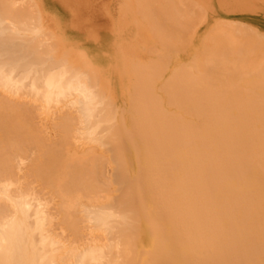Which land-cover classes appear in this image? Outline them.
Masks as SVG:
<instances>
[{
  "label": "bare ground",
  "instance_id": "1",
  "mask_svg": "<svg viewBox=\"0 0 264 264\" xmlns=\"http://www.w3.org/2000/svg\"><path fill=\"white\" fill-rule=\"evenodd\" d=\"M15 1L0 0V87L3 90H7L6 93L10 91L7 95L11 94L12 91L18 93L20 88H29L31 95L34 93L39 95V98L42 96L44 99L42 101L41 97V101L48 104H46V109H44L45 104L41 105L43 108L39 106L41 101L38 104L37 97L36 100H33L34 94L31 99L29 98L30 102L32 100V105H29L33 106V103L35 104L34 101H36V105L32 108L35 109L37 107L36 109L38 110L39 107V110H45L44 113L42 112L44 115H48L49 108L52 110L56 109L54 106L57 103L62 104L64 102L70 106L62 104L66 106L65 110L63 107V110H61L62 108L59 106L61 113H58L60 111L56 109V113L52 111L51 114L49 110L51 115H54L53 112L55 113L53 117L48 115L51 119H59H57L59 125H55L56 121H53L56 122L55 124L53 123L55 126L51 123L52 127H57V129L55 128V131L57 130L56 134L52 136L50 131L51 135L47 134L44 123L31 127V120L28 123L27 119L26 121L23 119L26 118L25 115L24 117L20 116L25 112L30 113V110L33 111V113L31 111V114L36 116L38 113L40 114L39 110L30 109V106L27 105L28 103L22 104V109L19 103L20 100H17L18 107L21 108L20 112L16 105H11L16 103L11 100H16V97L10 98L9 96L8 98L3 92L7 97L5 99H10V102L6 101V103H3L5 101L2 97L5 96L0 95L1 105L9 103V107L0 105L2 107L0 109V264H61L65 263V261L69 264L71 259L73 261L70 264H105L101 260L107 249L112 250L114 248L115 233L119 234V238L123 240V243H128L127 247L128 245H135L136 237L140 231L141 224L139 226V221L141 218L150 222L148 223L151 224V231L154 236L153 244L155 245L152 257L145 264H168L170 261L173 262L177 259L182 264H264V225L257 221L258 227L256 223L252 222L256 221V219L259 220V218H256L257 214H254L255 211L253 212L254 209H252L254 207L251 205V203L254 204L257 211L261 210L259 207H263L259 198L263 194L262 188L264 186V95H262L264 93L260 94L257 92L258 94L253 96L252 94L256 92L253 91L252 93L247 90L252 93H249V95L254 97L251 98L250 96L251 100H247L249 95L245 93L246 95L244 96V92L242 93L243 96L239 97L242 95L239 93L242 92L241 89L236 91L237 93L235 92L236 89H229V87L233 88L232 85L230 86L232 78L234 83V79H238L240 76L236 72H253L254 69H256L255 79L247 78V80L243 77L247 80V85L249 86L251 82L252 84L256 82L258 86H264L263 36L261 34L253 36L251 34L255 33L253 29L250 33L248 29H246L247 31L244 30V26L240 27L239 24L235 26V23L232 28H239V31L243 29V33L244 31L246 33H240L238 30L232 31V28H230L232 23L230 26H223L224 20L223 22L220 20L216 25V29L219 25V30H214V26L211 29L212 31H210L213 34L208 32L209 34L207 33L208 35H206L208 37H204H210V39H207L209 41L205 39L206 48H201L203 52L201 49L196 52V54L201 53L199 54L200 57L203 56L198 58L196 55V62L192 65V62L189 64L183 63V65L179 64L181 67L176 66L173 68L171 75L167 76V80L164 79L166 83L163 82V86L162 84L160 86L163 96L154 87V84H156L154 78L156 77L158 82L160 77L166 73L165 71L162 72V70L169 68L167 65L170 62L167 63L166 61L167 59L170 60V57H167L166 60L163 57L160 58L161 62L156 57L158 59L157 62L159 64L162 63L161 66L156 63L155 60L157 59H153L154 62L151 60L154 65L146 60L150 63H147V65L151 66L147 67L146 64H141V67L142 65L147 67V69L139 67L141 72H138L139 69L137 68L140 63H137L138 66L135 67L138 69L136 73L132 65L130 70L134 71L130 72H134L132 74H135L133 76L136 79L132 76H129V78H133L134 82L141 83V85L137 83L136 87H141L142 85L143 87L141 89L138 87L141 93L135 86L133 88V90H137V95L139 96H135L136 90L134 91L136 92L135 94H133V91L130 92L134 96V99H132L133 96L130 98L131 101L133 100L134 105H130H132V110L135 114L134 117L132 116L133 131L124 132L119 130L118 134L119 132L122 133L118 140V145L120 141L124 145L126 141L128 145L131 144V149L139 154L138 165L135 164L131 170L125 165L123 173L117 174V167H121L122 163L120 164L119 158H116V154H113L115 150H113L112 146L114 142L112 135L115 134V131L107 129L110 125L107 127L104 124V122H108L106 119L111 110L110 108L104 110L103 107V109L98 107L103 105L99 103V90L102 87L98 90L91 76L86 72L78 71L79 68L72 67L75 66L74 63L68 65L67 60L65 58L61 59L62 56L58 57L57 52L53 51L51 46L47 44L48 39H46V36L50 37L42 35L38 24L39 21L35 22L41 16L35 17V13L39 10L37 8L35 10L33 1L31 2L30 0L31 5L26 7L33 5L36 12L32 11L33 8L30 10L34 13L35 18L32 16L33 13L31 14L25 6L21 5L22 7L20 8L19 6L18 8L17 1ZM167 1L161 4V8L165 13H162L163 16L160 13H156L159 10L160 3L163 2L161 0H139L136 7V11L141 8L139 12H142L147 17H145L146 21L152 20V22L149 21L151 25L156 24L155 26H159L154 30L152 28V31L159 37L155 39L158 38L161 45L164 43L162 42L164 39L167 40L164 45L170 39L175 40L176 44L179 43L177 41L182 38L180 36H182L183 29L184 31L187 29V32H185V35H187L189 31H192L188 28L193 27L194 23L195 25L198 23L191 20L193 17L192 13L187 12L189 8L185 6V9L183 4L180 6V3H177L179 1L175 0L171 4L172 6L176 5L177 9L183 7V9L180 8L181 12L178 11L179 9H176V12H180V14L187 12L189 16L191 15V17H186L183 13V16L179 14L180 20L178 13L176 14L173 9L175 7H168L167 3L169 5L171 2ZM197 7L199 8V6ZM158 12L162 11L159 10ZM167 13L171 23L169 27H166L168 26L166 25L167 22L169 23V21H166L168 18L165 19L164 17ZM143 14H141L142 17H144ZM157 14L159 15L157 16ZM159 16L162 17L161 21L163 23L160 22ZM203 18L205 19L206 16H203L202 20H204ZM196 21L198 20L196 19ZM183 22L186 26L189 24L190 26L186 27ZM179 24L180 27L183 26L181 28L182 31L181 29L179 30ZM169 28L172 29L170 30L171 33L173 28L174 30L175 28L179 30L178 33L173 31L174 34L175 32L177 34L181 32L178 39L176 38L177 34H172L173 37L176 36L175 39L170 38L172 35L168 31ZM219 31L221 34L218 35ZM221 31L226 34L223 35ZM157 32L162 34L160 35L162 41ZM233 35L238 38L244 36V39L239 40L240 38L237 39ZM40 36H44L43 39L45 38L47 43ZM187 36L185 39L183 35V40L181 39L180 42H187ZM149 37L152 39L155 36ZM204 38L202 39L203 41ZM155 39H153V42H155ZM237 40L239 42H236ZM175 41L172 43L177 48L178 44L176 45ZM147 42L149 41L147 40ZM172 43L171 41L168 43L172 47L171 50L174 49ZM180 45L181 47L183 45V50L185 49L184 46L189 47L182 43ZM162 47L160 46L159 48ZM159 50L161 52V49ZM174 52L173 55H177V50ZM165 54L168 55L169 52ZM82 57L81 59L79 58L81 61ZM140 58L142 57L140 56ZM148 59L150 60V58ZM190 60L187 62H190ZM233 61L236 63L235 68L229 65ZM131 62L129 63L131 64ZM91 67L93 66L91 65ZM128 67L130 68V66ZM159 67L163 69L160 71ZM148 68L152 70L150 71L151 73L147 71L149 70ZM251 68L252 70H250ZM142 69L145 72H142ZM222 69L228 70L227 74H225L226 72L223 73ZM217 70H220L219 74L216 73ZM137 72L139 76L136 77ZM158 72L159 74H157ZM161 74L162 76H160ZM248 75L249 73L246 76ZM138 77L139 79H137ZM239 78L242 77L240 76ZM227 81L229 83L228 86L224 85ZM26 83L29 87L26 86L24 88ZM252 86H250V89ZM239 87L241 88L242 86L239 85ZM126 88L128 89V87ZM262 88L264 89V87ZM128 90H126V93ZM0 91L2 92L1 88ZM26 91L22 93L26 94ZM107 91L108 89L105 93ZM243 91L245 90L243 89ZM17 93L16 95H19ZM257 95L261 97L259 98ZM27 96L25 99L29 97ZM235 96L237 97L236 99L234 98ZM257 98L258 100H256ZM136 99L140 103L144 102V105L139 103L141 106L138 107V102H136L138 100ZM254 99L255 102H253ZM236 100H240V103H237L245 106L248 102L249 107L246 108H248L249 113H245V110L241 109L243 106L239 105L237 107V104H235ZM231 101L240 114L228 112L233 109ZM71 104L77 107L74 108V110L76 109L75 112L72 111ZM167 105L181 108L185 113L179 110L182 114L179 111L177 114H173L171 113L173 110L165 114L164 111H168L166 110L167 108L163 110L164 113L160 108ZM229 106L231 107L229 108ZM187 110L192 113H186ZM63 111L68 113L65 114ZM76 111L79 113L77 117H75L78 114ZM36 112L37 114H35ZM123 112H125V109ZM28 113L27 118L30 119ZM62 113L65 115L62 116ZM69 113H76L71 115L73 120L69 117ZM57 114L61 115L58 116ZM20 117L23 118L21 119ZM34 121L37 120L34 119ZM116 121H118L117 118ZM74 123L75 125H82L81 129L76 126L78 127L76 132L72 130L75 126ZM37 124H39V120ZM41 125H44L43 128L41 127L42 131L39 130ZM26 126L29 127V130H25L27 129ZM58 127L60 130H58ZM73 131L76 133L75 135L78 134V137L73 136ZM73 141L75 143L78 141V143H74L75 147L71 148L74 145L72 144ZM32 149L35 152L29 155L30 153L28 152H31ZM110 150L113 152L111 153L112 155L109 154ZM29 156H31V159ZM26 157L27 159L29 157L30 163H27ZM120 157H122L123 162L122 152ZM135 162L137 163V161ZM114 164L117 166L116 168H111L113 169L111 174V169L108 167L109 170L106 166L112 167ZM107 169L110 173L107 172L106 175ZM252 171L261 176H259L260 182L257 181L258 183L255 181L256 178L252 180L257 185L259 183L260 186L262 185L261 189L255 190V192H253V189V191L251 190L254 193L253 196L252 192L247 189V178L254 176L251 174ZM132 172H137L135 181L126 179L128 176L133 178ZM248 173L251 176H247ZM120 176L122 178L126 176L123 178L125 180L119 181ZM114 182L117 183L121 193L119 196L114 195L118 189L114 188L111 190L110 188L114 185ZM123 183L128 185L129 189L125 188ZM253 183L250 185H253ZM110 184L112 185L110 186ZM135 186H137L136 190L134 189ZM103 189L107 191L102 192ZM249 189L251 188L249 187ZM42 191L52 198L57 197L54 198L56 200H51L47 195L43 197L44 195L40 194ZM102 193L109 194L107 196L104 194L103 196ZM100 195L104 199L100 198ZM132 197L133 200L131 202ZM137 202L139 209H136ZM139 210L141 212L136 213ZM263 217V215L260 217L261 220ZM251 223H254L259 229H255L257 233L255 232L254 236L248 231V224L251 225ZM257 237L262 239L259 238L261 242L257 241ZM66 241H70V246H68L69 243ZM118 242L117 247H119ZM147 242L149 243L150 241ZM122 245L121 243L120 247ZM118 249L120 250V248ZM132 249L133 247L131 251ZM142 249L145 250L143 247ZM114 250L113 252L115 253L116 251ZM121 252L119 251V254L116 255L111 252L113 258L111 259L112 256H109L108 262L112 264L115 261L114 258H117L118 255L121 259L117 258L114 264H124L126 261L124 258L127 257L128 251L125 248ZM122 258L125 261H122Z\"/></svg>",
  "mask_w": 264,
  "mask_h": 264
},
{
  "label": "rangeland",
  "instance_id": "2",
  "mask_svg": "<svg viewBox=\"0 0 264 264\" xmlns=\"http://www.w3.org/2000/svg\"><path fill=\"white\" fill-rule=\"evenodd\" d=\"M17 1V7L19 8V6H20V8L23 6H25V8L27 9V10H29L30 11V13L32 14L33 12L35 13L36 11V8H37V10H39V11H37L36 13H37V15H36V13H35V17L37 16V17H39V16H41V17H39L38 18V20H36L35 22L37 23L38 21V24H39V27L41 28V34L43 35H48L50 38H48L47 36H46V39H48V43L45 41V38L43 39V37L44 36H40L43 40H44V42H46L47 44H49V46H51V48L53 49V51H56L57 52V56L58 57H61V59H66L67 60V62H68V65H72L73 63L75 64V66H72V67H75L76 69H78V71H80V72H86L89 76H91L92 77V80L96 83V85H97V88H98V90H99V88L100 87H102V88H100V90H99V92H100V101H99V103L101 104H103L102 106H98L99 108L101 107V109H103L104 108V110L105 109H108V108H110V110H111V112H110V114L108 115V117H107V119H106V121H108L109 122V124H107V123H105L104 122V124L105 125H107V127H108V125H110L107 129H112V130H114L115 131V134L114 135H112L114 138H113V140H114V142L112 143V146H113V150H115L114 152L115 153H113L111 150V152L109 151V154L110 155H112L111 153H113V154H116L115 155V157L116 158H119V160H120V164L122 163V166L121 167H117V174H122L123 173V171H124V169H125V167L127 166V168L129 169V170H131L133 167H134V165L136 164V165H138V153H136L135 151H133L132 149H131V147H130V145H128V142L126 141V143H125V145L122 143V141H120L119 142V145H118V140H119V138H120V136H121V133L122 132H119V134H118V131L119 130H122V131H124V132H130L129 130H131V132L133 131V127H132V125H133V117L135 116V114H134V112H133V108H132V105H130V104H133V100L131 101V97L133 96V94H135L136 92H137V90H138V87H140V86H135V85H141V83H139V82H137V81H133L134 79L133 78H135L134 76H135V74H132V73H136V71L139 69V67H141V64H146L147 65V63H149V62H147V61H150V63H152L151 62V60L153 61V59L155 60V59H157V58H159V60H160V58H162L163 57V59L164 60H166L167 59V57L169 58L170 57V60L169 59H167V63L168 62H170V63H168V65H167V63H166V65H167V67H169V68H167L166 66H164V67H166L167 69H165V70H162L163 68H161L160 69V67L158 68V69H160V71L162 70V72L163 71H165L166 73H164L163 74V76H162V74L160 75V76H162V77H160V79L158 80V82H157V80H156V77L154 78V80H155V82H156V84H154V87H156V89L157 90H159L158 92H159V94H161V84H162V86H163V82L165 81V80H167L166 78H168L167 76H169V75H171V73H172V71H173V68H175L176 66H180L179 64H181V65H183V63H191V65L193 64V63H195L196 62V59H197V56H198V58L200 57L199 56V54H201V53H199V54H196V52L198 51H200L199 49H205L206 48V45H205V39L207 40V39H210V37L209 38H204V37H208V36H206V35H208L209 33H210V31H212L211 29L212 28H214V26H215V28H214V30L216 29V25H217V23L221 20V22H223V20H224V23H222V25L224 26V25H228V26H230V24L232 23V26L230 27V28H232L233 26H234V23H235V26L236 25H238L239 24V26L241 27H245L244 28V30H246V29H248V31L250 32V31H255V33L253 34V33H251L253 36H255V35H262L263 37V39H264V0H177V1H179V2H177V3H180V6L183 4V6H184V8H185V6H187L186 8H189V10L187 11V12H190V14L192 13V18H191V20L193 21V22H198L196 25H195V23L193 24V27H191V28H188V29H191L192 31H189V33L187 34V35H185L186 33L185 32H187V29H186V31H184V29H183V31H184V33H183V31H182V27H180V24L178 25L179 27V30L181 29V31H182V33L181 32H179V34L181 33L182 34V36H180L179 34H177L178 33V31L179 30H176V28H175V30H174V28H173V31H176L175 32V34H177L176 36H174L173 37V35L172 34H174L173 33V31H172V33H171V31L170 30H172V29H170L169 28V30L168 31H170L169 33H170V35H172V37H170V38H173V39H175V37L178 39V36H180V37H182L181 39L183 40V35H184V38L186 39V36H187V42L186 41H181L180 42V40L181 39H178V41L177 42H179V43H177L178 45H179V47H178V45L176 44V41L175 40H169V42H167L165 45H164V43H165V41H167L166 39H164V41H162V37L160 36V35H162V34H160V33H158L157 35H159L160 37H161V41L162 42H164L162 45H163V47H162V45H161V42H159L160 40L158 39L159 37L158 36H156L155 34L156 33H154V31H152V28H153V30L154 29H157L159 26L157 25V26H155V25H151L150 24V22H152V20H148V21H146L147 19V17L146 16H144V14L141 12H139L140 11V9L141 8H139V6H140V4H139V6H138V10L139 11H136V7H137V2H139V0L138 1H136V0H31V2L33 1V3H34V8H35V10H34V8H33V5L31 6V7H26V6H30L31 4V2H30V0H16ZM15 1V2H16ZM136 1V2H135ZM146 1H148V0H146ZM161 1H163V2H161L160 3V6H159V10L160 11H162V12H156V13H160L161 15H162V13H164L163 12V9L161 8V4L163 3L164 4V2L166 3V1L165 0H161ZM194 1H196V2H194ZM21 2H23V3H21ZM27 4H26V3ZM167 2H171L169 5H168V3H167V6L168 7H175V6H172L171 4L172 3H174L175 2V0H168ZM182 2H184V3H182ZM187 2V3H186ZM215 2V3H214ZM19 3V4H18ZM25 3V4H24ZM186 3V4H185ZM193 4H194V7H193ZM22 5V6H21ZM179 5V4H178ZM190 5V6H189ZM197 6H199V8L197 7ZM141 7V6H140ZM191 7V8H190ZM193 7V8H192ZM31 8H33V10L31 9ZM40 8V9H39ZM181 8V7H180ZM180 8H173L174 10H175V13L177 14L178 12H176V9L178 10V11H180ZM185 8V9H186ZM201 8H203V9H201ZM33 11H31V10ZM132 9V10H131ZM181 9H183V7L181 8ZM194 9V10H193ZM196 9V10H195ZM199 9V10H198ZM173 10V11H174ZM135 12V14H134V12ZM183 11V10H182ZM200 11V12H199ZM133 12V13H132ZM181 12V11H180ZM180 12L178 13V17L180 18V16H179V14H180ZM183 13L184 14V16H186V17H188L189 16V14L188 13ZM199 14H198V13ZM206 12V13H205ZM34 13L32 14V16L34 17ZM38 13H39V15H38ZM139 13V14H138ZM181 13V14H182ZM194 13H196V14H194ZM201 13H203V14H201ZM136 14H137V16H136ZM141 14H143V16L144 17H142V15ZM165 14V13H164ZM180 14V15H181ZM183 14L181 15V16H183ZM186 14V15H185ZM188 14V15H187ZM159 14H157V16H158ZM160 15V16H161ZM168 13L166 14V16L164 15V17H165V19L166 18H168ZM196 15V16H195ZM198 15V16H197ZM220 15V16H219ZM159 16V18H160V22L161 23H163L162 21H161V18L162 17H160ZM163 16V15H162ZM200 16V17H199ZM205 17L206 16V18L204 19V20H202V17ZM34 17V18H35ZM146 17V18H145ZM189 17H191V15L189 16ZM194 17H196L195 19H194ZM145 18V19H144ZM158 18V17H157ZM198 18H200V19H198ZM141 21H140V20ZM164 19V18H163ZM162 19V20H163ZM164 19V20H165ZM188 19V18H187ZM196 19L198 20V21H196ZM180 20H181V18H180ZM185 20H186V18H185ZM184 20V21H185ZM150 21V22H149ZM166 21H169V18L166 20ZM183 21V20H182ZM189 21V20H188ZM204 21V22H203ZM233 21V22H232ZM235 21V22H234ZM165 22V21H164ZM202 22V24H200ZM226 22H227V24H226ZM237 22V23H236ZM141 23V24H140ZM144 23V25H142ZM150 25H149V24ZM154 23H156V22H154ZM188 23H190V22H188ZM187 23V24H188ZM165 24H166V22H165ZM169 24H171L170 23V21H169V23L167 22V24L166 25H168V26H166V27H169ZM183 24H184V22H183ZM200 24V25H199ZM43 25V26H42ZM147 27H146V26ZM174 25H176V24H174ZM185 25V24H184ZM195 25V26H194ZM199 27H198V26ZM164 26V27H165ZM171 26V25H170ZM177 26V25H176ZM186 26V25H185ZM187 26H190V24L189 25H187ZM186 26V27H187ZM197 26V27H196ZM219 26V25H218ZM218 26H217V31L219 30L218 29ZM221 26V25H220ZM248 26V27H247ZM138 27H139V29H138ZM151 27V28H150ZM163 27V26H162ZM165 27V28H166ZM173 27V26H172ZM171 27V28H172ZM196 27V28H195ZM222 27V26H221ZM238 27V26H237ZM177 28V29H178ZM227 28V27H226ZM236 27H234V28H232L231 30L232 31H239V28L238 29H235ZM151 29V30H150ZM167 29V28H166ZM221 29V28H220ZM249 29H251V30H249ZM253 29V30H252ZM143 30V31H142ZM149 30V32H147ZM196 30V31H195ZM224 30H225V27H224ZM46 32V34H45V32ZM226 31V30H225ZM242 31V32H241ZM241 31H239L240 33H243V29H241ZM247 31V30H246ZM156 32V31H155ZM192 32V33H191ZM209 32V33H208ZM222 32V34L224 35V34H226V33H224L223 31H221ZM227 32V31H226ZM49 33V34H48ZM165 33H167V32H165ZM208 33V34H207ZM212 34H213V32H211ZM210 33V34H211ZM229 33V32H228ZM231 33V32H230ZM244 33H246L245 31H244ZM243 33V34H244ZM259 33V34H258ZM41 34H39V35H41ZM152 34V35H151ZM174 34V35H175ZM215 34V33H214ZM219 34H221L220 33V31L218 32V35ZM233 34H235V33H233ZM249 34V33H248ZM38 35V36H39ZM205 35V36H204ZM237 35V34H236ZM242 35V34H241ZM149 36H151V37H154V38H150ZM233 36H235V35H233ZM156 37H158L157 39H155ZM235 37H237V36H235ZM204 38V41L202 40ZM240 38V37H239ZM238 37H237V39H239ZM243 39H244V36L242 37ZM242 38H240L239 40H242ZM245 38H246V35H245ZM39 40H40V38H38ZM150 39V40H149ZM153 39H155L154 41L155 42H153ZM176 39V40H177ZM42 40V41H43ZM147 40L149 41V42H147ZM239 40H237L236 42H239ZM247 40V39H246ZM41 41V40H40ZM170 41H171V43L173 42V41H175L174 43L177 45V48H176V46L175 45H173V43H172V45H173V47H174V49L173 50H171L172 49V47H171V45H168V43H170ZM203 41V42H202ZM207 41H209V40H207ZM183 42H186V43H183ZM241 42V41H240ZM42 43V42H41ZM45 43V44H46ZM108 43V44H107ZM180 43H182V44H184V45H187V46H189V47H186V46H184V50H183V45H182V47H181V45H180ZM204 45H203V44ZM44 44V43H43ZM240 44V43H239ZM203 47H202V46ZM46 46V45H45ZM161 46L162 48H159V47ZM167 48H166V47ZM112 47V48H111ZM167 49H165V48ZM171 47V48H170ZM156 48H158V49H156ZM170 49V51H169V49ZM175 48H176V50H177V52L179 53H177V55L175 54V55H173L175 52L174 51H176L175 50ZM149 49V50H148ZM157 51H156V50ZM159 49H161V52H159L160 50ZM165 49V50H164ZM180 49V50H179ZM202 49H201V51H202ZM137 50H139L138 52H137ZM150 50H152L151 52H149ZM181 50H182V52H181ZM136 51V52H135ZM153 51H155V52H153ZM163 51H165V52H163ZM167 51V52H166ZM172 51V52H171ZM133 52V53H132ZM149 52V53H148ZM153 52V53H152ZM157 52V53H156ZM169 52V56L168 55H166L165 53H168ZM174 52V53H173ZM203 52V51H202ZM129 53H131V54H129ZM150 53H152V54H150ZM157 54V55H155V54ZM159 53V54H158ZM164 55H163V54ZM172 53V54H171ZM128 54V55H127ZM136 55L137 56V58H135L136 56H134V55ZM130 55V56H129ZM139 55V56H138ZM162 55V56H161ZM171 55H172V57H171ZM178 55H180V56H178ZM197 55V56H196ZM79 56V57H78ZM81 56H83L82 57V61L80 60L81 59ZM140 56L142 57V58H140ZM160 56V57H159ZM165 56H166V58H165ZM194 56V57H193ZM196 56V57H195ZM203 56V55H202ZM201 56V57H202ZM67 57V58H66ZM125 57H127V58H125ZM139 57V58H138ZM157 57V58H156ZM192 57H193V59H192ZM200 57V58H201ZM77 58V59H76ZM80 58V59H79ZM83 58H84V61H83ZM135 58V59H134ZM148 58H150V60L148 59ZM196 58V59H195ZM79 59V61H77ZM100 59V60H99ZM130 59H133V60H131L132 62H134V63H136L135 65H134V63H132L131 61H130ZM138 59V60H137ZM174 59H176V60H174ZM191 59V60H190ZM195 59V60H194ZM238 60H239V58H237ZM74 60V61H73ZM86 60V61H85ZM138 62H137V61ZM147 60V61H146ZM163 60V61H164ZM188 60H190V62H187ZM127 61V62H126ZM131 62V64L129 63V62ZM143 61H144V63H143ZM156 61V63H158L157 61H158V59L157 60H155ZM162 61V62H163ZM194 61V62H193ZM142 62V63H141ZM146 62V63H145ZM154 62V61H153ZM160 62H161V60H160ZM237 62V61H236ZM77 63H78V65H77ZM128 63V64H127ZM137 63H140L139 65L140 66H138V64ZM149 63V64H150ZM82 64V65H81ZM125 64H126V67H125ZM147 65V67H149V66H151V65ZM153 65H154V63H152ZM159 64V63H158ZM157 64V65H158ZM164 64V63H163ZM209 64V63H208ZM233 64V65H232ZM235 62L233 61L232 63H230L229 65L232 67V66H234V68H235ZM91 65L93 66V67H91ZM132 65L134 66V68L135 67H137V68H135V71L134 70H130L131 69V67H132ZM144 65H142V67H144L145 69H147V67L146 66H144ZM160 66L162 65V63L161 64H159ZM185 65V64H184ZM259 65V64H258ZM77 66H79V67H77ZM80 66H81V68H80ZM128 66H130V68L128 67ZM155 66H156V64H155ZM95 67V68H94ZM141 67V68H142ZM158 67V66H157ZM181 67V66H180ZM98 68V69H97ZM150 68H152V67H150ZM156 68V67H155ZM154 68V69H155ZM239 68V67H238ZM129 69V70H128ZM149 69V68H148ZM87 70V71H86ZM99 70V71H98ZM128 70V71H127ZM167 70V71H166ZM235 70V69H234ZM233 70V71H234ZM250 70H252V68L250 69ZM255 70V71H254ZM253 70V72L252 71H250L251 72V74H250V72H246V73H243V74H245V75H243L242 73H240V72H236V74L238 75V74H240V76L242 77V78H239L238 77V79L237 78H235L234 79V83H233V78H232V80L230 81V83H232V84H230V86L232 85L233 86V88H231V87H229V89H236L235 90V92L236 91H240L239 89H241L242 90V92H239L240 94H242L243 92V94H244V96L246 95V94H248L249 95V93L250 92H252L253 93V91L254 92H256V93H250V94H252L253 96H255V94H258L257 92H259L260 94L261 93H264V89L262 88V87H264L263 85H257V83L256 82H254L253 84H252V82L250 83L251 85H253L252 87H251V89H250V86L251 85H247V83H246V81L248 80L247 78H250L251 80H253V79H255L254 78V74H255V72H256V69H254ZM130 71H134V72H130ZM141 72V70L139 69L138 70V72ZM147 71H152V70H147ZM146 71V72H147ZM154 71V70H153ZM159 71V70H158ZM183 71H185V70H183ZM228 71V70H227ZM227 71L224 69H222V72L224 73V72H226L225 74H227ZM137 72V74H136V77L137 76H139V73ZM142 72H145V70H143L142 69ZM230 72V71H229ZM229 72H228V74H229ZM99 73V74H98ZM151 73V72H150ZM149 73V74H150ZM153 73H155V72H153ZM216 73H220V70H217V72ZM249 73V75L248 76H246L247 74ZM253 73V74H252ZM157 74H159V72L157 73ZM235 74V75H236ZM98 75V76H97ZM101 77H100V76ZM134 75V76H133ZM152 75H154V74H152ZM97 76V77H96ZM129 76L131 77H133L132 79H130L129 78ZM249 76H251V77H249ZM91 77H90V79H91ZM243 77H245L246 79H244ZM136 79V78H135ZM137 79H139V77L137 78ZM165 79V80H164ZM243 81H242V80ZM249 79V80H250ZM169 80V79H168ZM240 80V81H239ZM131 82V85H130V82ZM135 83H133V82ZM139 81V80H138ZM151 81V80H150ZM27 82V81H26ZM99 82H101V83H99ZM240 84H239V83ZM245 82V83H244ZM132 83H133V85H132ZM138 83V84H137ZM164 83H166V82H164ZM228 83V81L227 82H225L224 83V85L226 84L227 86L229 85V83ZM103 84V85H102ZM236 84V85H235ZM249 84V83H248ZM102 85V86H101ZM130 85V86H129ZM165 85V84H164ZM235 85V86H234ZM239 85L240 86H242L241 88L239 87ZM256 85V86H255ZM27 86V83H26V85L24 86V88ZM134 86H135V88H137V90L136 89H134L133 90V88H134ZM160 88H159V87ZM237 86V87H236ZM246 86H248V87H246ZM27 87H29V86H27ZM104 87V88H103ZM126 87H128V89H130V90H128ZM130 87V88H129ZM141 87H143V85L141 86ZM141 87H140V89H141ZM243 87H245V88H248V89H245V88H243ZM255 87H257V88H255ZM259 87V88H258ZM1 88V90H2V92L0 93V95H2V96H7L8 98H9V96H10V98H12L13 96L14 97H16L15 99L16 100H14V99H11V100H13V101H15L16 103H14V102H11V103H14V104H11V105H16L15 107L18 109V110H20V112H21V108L20 107H18L19 106V104H18V101L17 100H20L19 101V103H20V106L22 107V104H24V103H28L27 105H32V100H31V102H30V99L32 98L31 96L34 94V93H32V95H31V92L29 91V88L27 89H23V88H20V92L18 91V93H19V95H16V93L17 92H13L12 91V93L9 95H7V93L8 92H10V91H8L7 93H6V91L7 90H3L2 89V87H0ZM110 88V89H109ZM146 88V87H145ZM223 89H224V87H222ZM21 89H23V90H21ZM108 89V91H107V93H109L108 95H107V93H105L106 92V90ZM132 89V90H131ZM140 89L138 90L139 92H140ZM243 89L245 90V91H247V90H250V92H245V91H243ZM253 89H255V90H253ZM26 91V94L25 93H22V92H25ZM112 90V91H111ZM126 90H128L127 91V93H126ZM136 90V92H134ZM221 90V89H220ZM29 91V92H28ZM104 91V92H103ZM134 92L133 94H130V92ZM231 91V90H230ZM3 92H5V95L3 94ZM28 92V93H27ZM17 93V94H18ZM141 93V92H140ZM139 93V94H140ZM237 93V92H236ZM246 93V94H245ZM16 96H15V95ZM23 94V95H22ZM30 94V95H29ZM113 94V95H112ZM138 94V92L135 94V96ZM243 94L241 95V96H239V97H242L243 96ZM21 95H22V97H21ZM26 95H28L27 97L28 98H26L25 99V97H26ZM107 95V96H106ZM247 95V96H248ZM252 95H249V98L247 97V100L248 99H250V96H251V98H254ZM262 95H264V94H262ZM2 97V98H4V101L5 102H3V103H6V101L8 102L9 100L7 99H5V98H7V97ZM35 96V97H34ZM34 96H33V100H36L37 98V102H38V104H39V101H41V97L42 96H40V98L38 97L39 95H35L34 94ZM113 96H114V98H113ZM137 96H139V95H137ZM140 96H141V94H140ZM161 96H163V94H161ZM257 96H259V95H257ZM20 97V99H18V98ZM37 97V98H36ZM261 96H259V98H260ZM30 98V99H29ZM35 98V99H34ZM105 98V99H104ZM107 98V99H106ZM138 99H139V97H137ZM235 99L237 98L236 96L234 97ZM22 99V100H21ZM28 99V101L26 102V100ZM43 97H42V101H43ZM128 99H129V101H128ZM132 99H134V96H133V98ZM138 99H136V100H138ZM238 99H240V98H238ZM23 100H25L23 103H22V101ZM140 100V99H139ZM136 101V102H138V107L139 106H141V105H144V102H142V103H140V101ZM241 100V99H240ZM240 100L239 101H237L236 100V103L235 104H237V107L239 106V105H241V104H238L237 102H239L240 103ZM246 100V99H245ZM251 100V99H250ZM250 100H249V103H250ZM256 100H258V98L256 99ZM0 101H1V98H0ZM3 101V100H2ZM41 101V102H42ZM10 102V101H9ZM35 102V104L33 103V106L34 105H36V101H34ZM40 102V104H39V106L41 107V105H44V109H46V104L47 103H41ZM44 102H46L45 100H44ZM111 102H112V104H111ZM128 102H129V105L127 106V104H128ZM253 102H255V99H254V101ZM252 102V103H253ZM257 102V101H256ZM1 103V102H0ZM115 103V104H114ZM141 105H140V104ZM233 102L231 101V104H232ZM248 103V102H247ZM246 103V106L245 105H241V106H243V107H241V109L244 111L245 110V113H249V110H248V108H246V107H249L248 105L249 104H247ZM251 103V104H252ZM9 104V103H8ZM8 104H6L7 106H8ZM18 104V105H17ZM38 104H37V106H38ZM63 105H67V106H70V105H68V104H65L64 102L62 103ZM61 103H57L54 107H56V109L58 110V111H60V112H58V113H61V110H63V108H64V110L66 109V106H63ZM70 104V103H69ZM99 104V105H100ZM114 104V105H113ZM1 105V104H0ZM6 106L5 104H2L1 106ZM27 105H25V106H27ZM29 105V106H30ZM48 105V104H47ZM58 105V106H57ZM72 105V104H71ZM116 105V107H114ZM134 105V104H133ZM234 104H232L231 106H233ZM0 106V109L2 108ZM6 106V107H7ZM24 106V107H25ZM33 106H30L29 108L30 109H33L32 107ZM59 106H60V108H62L61 110H60V108H59ZM131 106V107H130ZM231 106H229V108L231 107ZM9 107V106H8ZM11 107H13V106H11ZM14 107V108H15ZM36 107V106H35ZM59 109H58V108ZM73 107V108H72ZM72 107H71V109H72V111H74L75 112V110H74V108H77V107H74L73 105H72ZM103 107V108H102ZM117 107H119L118 109H117ZM124 107V108H123ZM127 107H130V108H127ZM145 107H146V104H145ZM165 107V108H164ZM236 107V106H235ZM37 108V107H36ZM33 109V110H36V111H38L40 108L38 107V110L37 109ZM41 108H43V106L41 107ZM69 108V107H68ZM67 108V109H68ZM116 108V109H115ZM121 108V109H120ZM167 108V109H166ZM178 107H174V106H172V105H167V106H163V108L161 107L160 108V110L163 112V110H168V111H164L165 112V114H168V113H170L171 111H173V112H171V113H173V114H177L178 113V111L180 110L181 112H183L184 110H181V108L179 109H177ZM240 108V107H239ZM11 109V108H10ZM22 109H23V107H22ZM26 109V108H25ZM24 109V110H25ZM56 109H50L49 108V110L51 111V114H52V111H54L55 112V110ZM124 109H125V112H123L124 111ZM129 109H130V111H129ZM247 109V110H246ZM28 110V109H27ZM43 110V109H42ZM48 110V115L49 116H54L55 115V113L53 112V114L54 115H51ZM69 110V109H68ZM128 110V111H127ZM230 110V109H229ZM241 110V111H242ZM12 111H13V108H12ZM31 111L32 110H30V113H28V115H29V117H30V119L29 118H27V113L25 114L24 112H22V113H24L23 115L20 113V112H18L19 114H21L20 116H23L24 117V115L26 116V118H23V119H25V121H26V119H27V121H28V123H29V121H30V123H32V125H31V127H34V125H40L41 123L43 124H45V128L48 130H46V132H47V134L48 135H51V133H52V136H54V134H56V131H55V128L57 129V127H52L56 122H57V119L58 118H55L56 120H53V119H51L46 113V115H44V114H42V112L44 113L45 112V110H43V111H41V110H39L38 112H40V114L38 113L37 114V112L35 113V114H37V115H39V116H35L34 114H31ZM121 111V112H120ZM179 111V113L180 114H182L181 112ZM17 112H14V113H17ZM35 112V111H34ZM63 112H65V111H63ZM70 112V111H69ZM130 112H132V113H130ZM163 112V113H164ZM168 112V113H167ZM228 112H233V113H238V114H240V112H239V110L237 111V108H234V106H233V109H232V111H228ZM32 113H33V111H32ZM66 113H68V112H65V114ZM76 113H78L77 111H76ZM75 113V114H76ZM183 113H185V112H183ZM186 113H192V112H189L188 110L186 111ZM242 113V112H241ZM31 114V115H30ZM65 114H63L62 113V116H64ZM72 114H74V113H72ZM72 114H70L69 113V117L72 119V117H71V115ZM74 114V115H75ZM33 115V116H32ZM58 116H60L61 114H57ZM68 115V114H67ZM77 115H79V113L78 114H76V116L75 117H77ZM115 115H116V118H117V120L119 121H116V118H115ZM35 116V117H34ZM46 116V117H45ZM57 116V117H58ZM125 117V119H124V117ZM131 116V117H130ZM133 116V117H132ZM21 118V117H20ZM21 118V119H22ZM39 118V119H38ZM62 118V117H61ZM109 118V119H108ZM132 118V119H131ZM32 119H33V121H34V119L35 120H37V121H32ZM45 119V120H44ZM38 120H39V124H37V122H38ZM59 120V119H58ZM62 120H64L63 118H62ZM61 120V121H62ZM73 120V119H72ZM71 120V121H72ZM125 122H124V121ZM53 121H56V122H53ZM60 122V121H59ZM72 122H74V121H72ZM71 122V123H72ZM117 122V123H116ZM130 124H129V123ZM34 123H36V124H34ZM53 125H52V124ZM119 123V124H118ZM47 124V125H46ZM58 124V122L55 124V125H57ZM52 125V126H51ZM54 125V126H55ZM59 125V124H58ZM61 125V124H60ZM74 125H75V123H74ZM80 125V124H79ZM78 124L77 125H75L74 126V129H72V130H74L75 132H76V130H77V128L79 127H82V125H80L79 126ZM105 125H103V127L104 128H106L105 127ZM37 126H36V128H37ZM43 126L44 125H41V126H39L40 128L42 127L43 128ZM46 126H48V127H46ZM76 126H78V127H76ZM52 127V128H51ZM112 127V128H111ZM26 128L27 129H25V130H29L28 128L29 127H27L26 126ZM39 128V130H41L42 131V128L40 129ZM54 128V129H53ZM35 129V128H34ZM38 129V128H37ZM81 129V128H80ZM58 130H60V128L58 127ZM79 130V129H78ZM51 133H50V132ZM73 131V132H74ZM107 131V130H106ZM105 131V132H106ZM53 132H55V133H53ZM73 133L74 135L73 136H76V137H78V134L77 135H75L76 133ZM79 132V131H78ZM77 132V133H78ZM44 133H45V131H44ZM80 133V132H79ZM83 133V132H82ZM46 134V135H47ZM81 134V133H80ZM106 134V133H105ZM130 134V133H129ZM107 135V134H106ZM79 136H81V135H79ZM75 143V141H73V143L72 144H74ZM76 143H78V141H76ZM75 143V144H76ZM75 144L74 145H72L71 146V148H73V146L75 147ZM109 147V146H108ZM107 147V148H108ZM31 149V148H30ZM109 149V148H108ZM118 149V150H117ZM32 150H34V149H32ZM31 150V152H28V153H30L29 155H31L32 154V152H35V150L34 151H32ZM130 151V152H129ZM121 152L123 153V162H122V157H120V155H121ZM127 152H129V153H127ZM34 154V153H33ZM134 154H136V156H134ZM25 156V155H24ZM24 156H21V157H24ZM118 156V157H117ZM133 156V157H132ZM30 157V159H31V156H29ZM29 157H28V159H29ZM125 158V159H124ZM129 158V159H128ZM22 159V158H21ZM25 159V158H24ZM23 159V160H24ZM26 159H27V157H26ZM25 159V160H26ZM27 159V160H28ZM29 159V160H30ZM133 161H132V160ZM29 160H28V162L27 163H30L29 162ZM126 160V161H125ZM129 160V161H128ZM137 161V163L135 162V161ZM22 163V162H21ZM129 164V165H128ZM131 164V165H130ZM133 164V165H132ZM126 165V166H125ZM116 166L117 165H115L114 164V166L112 165V167L111 166H106L107 168L109 167L110 169L111 168H116ZM108 168V169H109ZM106 169V168H105ZM108 169L106 170V175H107V172H109L108 171ZM109 169V170H110ZM256 171V170H255ZM254 171V173H253V171H252V175H254V176H252V177H249V179L247 178V183H248V190L249 191H251L252 189L254 190H252L253 192H255V190L257 191L258 189H261V186L259 185H257V183L258 182H260L259 180V174L258 173H256ZM112 172H113V169H111V174H112ZM116 172V171H115ZM110 173V172H109ZM109 173H108V175H109ZM136 173L137 172H132V177L133 178H131V177H127L126 179H133L134 181L136 180ZM251 174L250 173H248L247 174V176L249 175V176H251ZM256 175H258V177H256ZM127 176V175H126ZM126 176H124L123 178H125ZM261 177V176H260ZM112 178H113V176H112ZM121 176L119 177V181L120 180H122L123 179ZM254 178H256V180L254 179ZM252 179H254L255 181H253ZM258 179V180H257ZM125 179H123V181H124ZM117 182V181H116ZM250 182V183H249ZM254 182V183H253ZM253 183V185H250V184H252ZM113 184V183H112ZM112 184H110V186L112 185ZM123 185H124V187L125 188H127V189H129V186L128 185H125V183H123ZM114 186V187H113ZM249 187L251 188V189H249ZM257 187V188H256ZM111 190H113L114 188H116V189H118V185H117V183H115L114 182V185H112L111 187ZM134 189L136 190L137 189V186H135L134 187ZM104 191H107V190H104L103 189V191L102 192H104ZM251 191V192H252ZM136 192V191H135ZM252 192V196L254 195V193ZM45 192H40V194L43 196V197H46V195H47V197H49L51 200H56V199H54V198H57V197H51V196H49L48 194H44ZM106 193V192H105ZM104 193V194H105ZM113 193V192H112ZM262 196H261V198H259V199H261L260 200V203L262 204V206L264 207V186H263V188H262ZM103 194V193H102ZM104 194H103V196H104ZM109 193H107V194H105L106 196L108 195ZM121 193L119 192V189H118V191H117V193L116 194H114L115 196H119ZM106 196H105V199H106ZM136 196V195H135ZM136 197H138V196H136ZM100 198H102V199H104L101 195H100ZM248 199H249V197H248ZM58 200V199H57ZM132 200H133V197L131 198V202H132ZM137 201V200H136ZM108 203H110V201H108ZM106 204V203H105ZM251 205L254 207V208H252V209H254L253 210V212L255 211V215L257 214V215H259L260 217L263 215L264 216V214H263V212H264V209H262L263 207H259V208H261V210H259V211H257V209H255V206H254V204H252L251 203ZM257 207V206H256ZM258 208V207H257ZM136 209H139V205H138V202L136 203ZM148 209V208H147ZM263 210V211H262ZM55 211V210H54ZM138 212H141V210H139V211H136V213H138ZM252 212V213H253ZM257 212V213H256ZM262 214H261V213ZM259 213V214H258ZM256 215V218L258 217L259 218V220H257L256 218V221H252V222H254V223H256L257 221H258V223H260L261 225H264V217L262 218V220H261V218L259 217V216H257ZM136 216H138V215H136ZM141 221V222H140ZM139 221V226H140V224H141V226H140V231L138 232V235H137V237H136V241H135V245H133V246H130V245H128V247H127V244H125V243H123V240H121V238H119V234L118 233H115V235H114V237L116 238L115 240H113V245H115L114 246V248H115V250H114V248L112 249V250H106V252L104 253V255H103V259L101 260L102 262H104L105 264H107V263H109L108 262V259H110V257L112 256L111 255V252H112V254L114 253L113 252V250L114 251H116L114 254L116 255V254H119L118 252L120 251L121 252V250H122V252L124 251V249L126 248V250L128 251L127 252V257H128V259H126V258H124L125 260H123V258H122V261H125L124 262V264L126 263V264H145V263H147L148 262V260H150V258L152 257V252H154V247H155V245L153 244V238H154V236H153V234H152V231H151V224H149L150 222L147 220V219H142L141 218V220ZM262 221H263V223H262ZM149 222V223H148ZM254 223H251V225H249L248 224V226H249V233L250 234H253V236H254V234H256L257 233V230H259L258 229V227H259V225H258V227L254 224ZM260 225V226H261ZM250 226H251V228H250ZM253 226H255V227H253ZM253 228V229H252ZM255 229H257V230H255ZM250 230H252V231H250ZM130 231H131V229H130ZM150 231V232H149ZM254 231V232H253ZM67 232V231H66ZM256 232V233H255ZM145 233V234H144ZM152 235V236H151ZM260 237H257L256 239H257V241H259V242H261V240L259 239ZM119 240V242H118V240ZM138 239V240H137ZM147 239V240H146ZM115 241H117L118 242V246L119 247H117V242H115ZM147 241H150L149 243L147 242ZM66 242H68V241H66ZM127 242V241H126ZM69 243V245L68 246H70V241L68 242ZM67 243V244H68ZM123 244L121 247H120V244ZM147 243V244H146ZM138 244H139V246H140V248H139V246H138ZM144 244V245H143ZM146 244V245H145ZM125 246V247H124ZM75 248H76V246H74ZM133 247V249H132V251H131V248ZM136 247H137V252H136ZM144 248L145 250H141V248ZM118 248H120V250L118 249ZM121 248H123V249H121ZM118 249V250H117ZM130 249V250H129ZM139 249V250H138ZM146 249H148L147 251H146ZM121 252V253H122ZM134 252V253H133ZM151 252V253H150ZM132 253H133V255H132ZM142 253V254H141ZM135 254V255H134ZM137 255V256H136ZM110 256V257H109ZM142 256V257H141ZM115 257V256H114ZM132 257V258H131ZM134 257V258H133ZM113 258V256L111 257V259ZM117 258L118 259H121V258H119V256L117 255ZM117 258L115 257L114 258V262H112V264H114L115 262H116V260H117ZM142 259V260H141ZM132 260V261H131ZM73 260L71 259L69 262L71 263ZM120 262H122L121 260H119ZM60 262V261H59ZM58 262V263H59ZM61 263V262H60ZM64 263V262H63ZM63 263H61V264H63ZM65 263L66 264H68L67 263V261H65ZM64 263V264H65ZM69 263V264H70ZM123 263V262H122ZM110 264V263H109ZM168 264H182L178 259L175 261H173V262H169ZM263 264V263H262Z\"/></svg>",
  "mask_w": 264,
  "mask_h": 264
}]
</instances>
